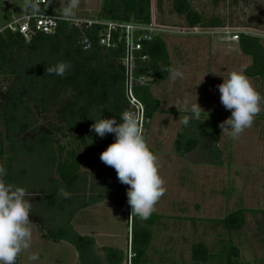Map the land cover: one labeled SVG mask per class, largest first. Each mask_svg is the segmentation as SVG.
<instances>
[{"label": "trees", "instance_id": "trees-1", "mask_svg": "<svg viewBox=\"0 0 264 264\" xmlns=\"http://www.w3.org/2000/svg\"><path fill=\"white\" fill-rule=\"evenodd\" d=\"M173 2L191 26L207 25L189 0ZM155 5L161 6L162 0H102L100 17L151 25L156 23ZM37 10L58 14L50 0L40 3ZM9 23L0 28V168L4 169L0 179L16 184L42 168L39 175L46 180L45 188L40 189L39 206L30 213V221L42 236L74 243L82 264H125L129 259L127 249L103 246L104 254L99 255L95 238L80 234L72 224L78 211L99 202L108 200L126 210L130 206L129 186L118 180L113 167L100 160V154L115 141V134L101 138L91 129L95 120L90 119L102 113L103 118L114 117L119 123L123 111H141L128 90L125 43L102 45L100 24L86 26L60 20L55 33L35 32L27 38ZM209 23L213 27L220 25L218 19ZM85 38L91 42L89 48L84 46ZM239 44L242 52L253 59L246 73L264 82V46L260 37L241 33ZM61 61L72 65L63 77L46 74L48 66ZM133 61L132 94L141 103L143 128L148 129L161 111L160 99L153 95L151 84L169 75L160 69L171 68L165 41L153 33L134 52ZM141 75L152 80L139 83L136 78ZM144 135L148 143L147 133ZM219 138L216 122L191 118L178 131L174 147L183 156L198 149L203 155L200 161L217 164L222 163L223 155ZM61 187L71 193L70 198L59 194ZM243 211L240 208L226 216L225 226L239 228ZM157 217L152 214L146 221L132 217L131 264H152L148 249L153 239L151 225ZM236 253L235 247H224L217 255L201 243L194 245L192 257L196 262L226 260L237 264L232 259Z\"/></svg>", "mask_w": 264, "mask_h": 264}, {"label": "rangeland", "instance_id": "rangeland-1", "mask_svg": "<svg viewBox=\"0 0 264 264\" xmlns=\"http://www.w3.org/2000/svg\"><path fill=\"white\" fill-rule=\"evenodd\" d=\"M69 2L50 0L54 10L63 16ZM189 2L202 15L206 26H191L186 15L176 11L173 0L155 5L157 29L153 33L165 41L171 68L180 70L183 77L173 79L169 74L151 84L153 95L160 99L161 111L144 132L158 157L166 192L153 213L158 217L151 225L153 239L148 259L152 264H230L226 260L196 262L192 257L194 245L202 243L217 255L224 247H235L237 253L232 259L237 264H264V100L253 126L238 138L232 139L227 132L222 134L219 127L222 163L200 161L203 155L198 149L183 156L174 147L177 133L184 125L183 117H193L191 108L196 102L204 111L199 117L202 120L219 126L231 116V110L221 103L217 87L230 72L242 71L264 97L262 79L246 73L253 63L252 57L242 52L239 41L230 43L224 39L225 30L248 33L260 37L264 46V0ZM101 7L102 0H80L73 15L66 17L101 19ZM34 9V0H0V28ZM211 19H218L220 25L210 26ZM137 114L142 120V111ZM41 172L42 168L26 180L12 184L31 194V212L39 206L40 189L45 188ZM240 208L244 209L241 226L228 229L224 218ZM130 213V206L126 210L106 200L78 211L72 224L80 234L95 238L99 255L104 254L103 246H115L127 249L131 256ZM30 227L31 246L17 257L16 264H82L74 243L46 239L35 223L31 222ZM33 254L38 256L37 260L29 259Z\"/></svg>", "mask_w": 264, "mask_h": 264}, {"label": "clouds", "instance_id": "clouds-1", "mask_svg": "<svg viewBox=\"0 0 264 264\" xmlns=\"http://www.w3.org/2000/svg\"><path fill=\"white\" fill-rule=\"evenodd\" d=\"M80 0H70L65 8V15L72 16L73 10L79 6ZM72 65L61 61L46 68L47 75L63 77ZM173 79L182 78L178 69L162 68ZM222 105L231 110V116L220 123L222 134L238 138L245 129L251 128L256 116L261 112V101L264 100L242 71H232L223 83L218 86ZM202 108L196 102L191 108L193 117L184 116L182 123L187 126L191 118L199 119ZM204 112V111H203ZM94 119L91 129L100 136L115 134V141L108 145L100 154V160L116 170L118 180L129 186L127 191L128 204L131 207L130 217L148 220L156 211V204L165 194V181L159 174L158 157L149 148L144 135L141 117L134 112L123 111L120 121L103 118L102 113ZM4 169L0 168V174ZM59 194L65 199L71 193L63 187ZM31 194L23 187L14 186L0 179V264H16L17 257L31 246L32 230L30 213ZM37 260L33 254L29 257Z\"/></svg>", "mask_w": 264, "mask_h": 264}, {"label": "built area", "instance_id": "built-area-1", "mask_svg": "<svg viewBox=\"0 0 264 264\" xmlns=\"http://www.w3.org/2000/svg\"><path fill=\"white\" fill-rule=\"evenodd\" d=\"M34 1L35 9L33 12L26 13L20 19L11 21L8 26L13 30H19L28 38L32 33L35 32H44L49 34L55 33L57 31L60 20H72L77 24H84L86 26H90L92 24L102 25L99 31V42L102 45H115L116 41H123L125 43V59L128 66V90L132 98V102L137 103V106L142 111L141 103L137 101L132 94V85L133 80L135 79L133 75L134 52L142 48L144 40L151 39L153 31L157 29L156 25H145L135 22H123L103 19H74L59 14L40 13L37 10V7L40 3H45L46 0ZM224 32L227 33V35L224 36V39L228 42L233 43L240 40L241 33L232 32L230 30H225ZM84 43L85 48H89L91 46V42L87 38L84 39ZM136 79L139 83H145L148 79L151 80L152 77L141 75ZM125 264H131L130 256Z\"/></svg>", "mask_w": 264, "mask_h": 264}, {"label": "crops", "instance_id": "crops-1", "mask_svg": "<svg viewBox=\"0 0 264 264\" xmlns=\"http://www.w3.org/2000/svg\"><path fill=\"white\" fill-rule=\"evenodd\" d=\"M26 14V13H25Z\"/></svg>", "mask_w": 264, "mask_h": 264}]
</instances>
